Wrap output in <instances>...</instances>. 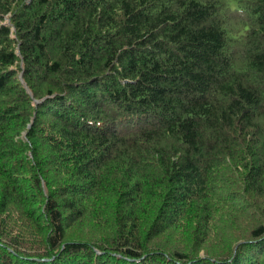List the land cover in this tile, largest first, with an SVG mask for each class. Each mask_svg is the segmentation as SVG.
<instances>
[{"label":"trees","instance_id":"trees-1","mask_svg":"<svg viewBox=\"0 0 264 264\" xmlns=\"http://www.w3.org/2000/svg\"><path fill=\"white\" fill-rule=\"evenodd\" d=\"M0 264H264V0H0Z\"/></svg>","mask_w":264,"mask_h":264},{"label":"rangeland","instance_id":"rangeland-1","mask_svg":"<svg viewBox=\"0 0 264 264\" xmlns=\"http://www.w3.org/2000/svg\"><path fill=\"white\" fill-rule=\"evenodd\" d=\"M22 76V74H20V77ZM32 155V154H31ZM44 186V185H43Z\"/></svg>","mask_w":264,"mask_h":264}]
</instances>
